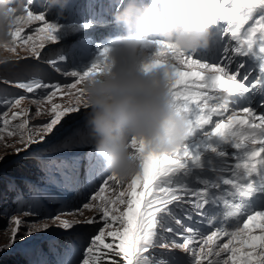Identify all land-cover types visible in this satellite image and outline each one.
I'll list each match as a JSON object with an SVG mask.
<instances>
[{
  "label": "rangeland",
  "instance_id": "obj_1",
  "mask_svg": "<svg viewBox=\"0 0 264 264\" xmlns=\"http://www.w3.org/2000/svg\"><path fill=\"white\" fill-rule=\"evenodd\" d=\"M256 1L260 6L264 3L229 0L225 15L249 8ZM27 6L23 0L11 8L15 12L0 9V64L7 59L14 61V65L0 69V254L24 259L26 264H116L115 258L119 264H264V217L255 215L244 237L240 233L235 237L202 235L214 230L207 223L213 215L215 218L217 203L227 210L239 203L233 201L228 206L222 200L237 193L235 184L241 179L230 175L240 169L241 151L237 149L232 158L225 159L222 149L229 152L234 138L240 139L242 132L235 131L230 141L217 138L214 148L205 146L215 142L213 135L200 139L211 133L219 117H209L220 108L212 101L210 111L203 110L197 118L194 104L179 105L178 92L173 91L174 97L170 92L180 81L191 80L192 74H187L193 64L187 59L201 63L192 72L207 74L215 67L180 52L179 42L174 40L175 47L169 49L160 43L150 48L151 53L140 51L145 65L157 64L159 70L150 72L143 60L121 65L125 53L116 50L107 56L104 67L110 68L112 56L119 62L110 72L95 75L100 81H76L78 77L72 75L77 65L73 44L80 38L76 34L82 35L86 29L80 26L86 27L84 22L58 23L83 29L66 28L58 33L47 15L41 18L34 12H18ZM48 12L52 14L51 8ZM45 23L47 30L42 27ZM228 29L233 32L231 24ZM43 42L52 44L43 47ZM64 50V59L72 62L62 68L53 63L57 52ZM125 52L130 53L128 61L139 55ZM165 55L173 62L164 61L161 57ZM27 60L30 65L42 67L38 64L42 61L54 69L45 73L25 65ZM177 61L184 67L179 69ZM174 71L181 78L175 80ZM58 77L70 82L56 90L61 87ZM155 78H160L157 85L152 83ZM104 80L115 88L124 85L129 92L144 95L121 102L124 98L105 113L95 111L93 108L107 97L98 88ZM88 86L89 93H83ZM111 86L106 85L105 90L111 91ZM183 96L190 97L187 91ZM182 113L186 114L184 119L197 118L200 126L209 120L203 129L209 133L197 134L200 126L194 123L195 141L174 143L177 131L183 128ZM169 114L176 118L170 119ZM233 115L227 111L224 117ZM253 145L250 149L256 151L258 146ZM115 147L122 150L115 157L118 163L110 171L105 169L101 178H94L98 184L90 189L83 171L91 156L101 157L106 149L112 152ZM23 160L29 162L23 167L26 174L18 172L20 166L13 167ZM228 178L234 183L227 182ZM246 180L255 186L253 179Z\"/></svg>",
  "mask_w": 264,
  "mask_h": 264
},
{
  "label": "bare ground",
  "instance_id": "obj_2",
  "mask_svg": "<svg viewBox=\"0 0 264 264\" xmlns=\"http://www.w3.org/2000/svg\"><path fill=\"white\" fill-rule=\"evenodd\" d=\"M254 23H256L257 24V26H255V28H258L259 30H260V32H258V33H256V36H258V34L260 33V35H259V37H256V40H258V39H264V23H261V22H258V21H256V22H254ZM42 27H44V30L46 29L47 30V27H48V24H44ZM79 26H75V25H72V26H63V25H57L56 26V32H61L62 33V31L64 30V29H66V28H69V29H76V30H80V28H78ZM99 29H98V28ZM96 28V30H92L91 32L92 33H94V34H96V33H98V32H100L101 30H102V28H103V26H97ZM81 28H83L84 29V27H81ZM83 29H81L80 31H82ZM85 30V29H84ZM49 31V30H48ZM39 32V31H38ZM51 32H53V33H55V31H51ZM39 34V33H38ZM252 34H253V30H252V32H251V36H252ZM37 38V37H36ZM140 42V41H139ZM44 43V42H43ZM52 43L51 42H47L46 44L44 43L43 44V47L46 45V46H50ZM141 44V43H140ZM148 43L147 42H145V43H142L141 45H140V47L142 48V49H144V48H146V47H148ZM132 47V44H129L125 49H124V51H128L129 50V48H131ZM41 48H42V46H41ZM40 48V49H41ZM259 48V50H260V52H261V54H262V56H264V49H262V47L261 46H259L258 47ZM40 49H38V50H40ZM148 49H150V47H148ZM169 49V48H168ZM45 53V52H44ZM139 53V55L140 56H143V53L142 52H138ZM94 54L93 53H90V54H88V55H86V57H85V60H86V63L87 64H85L84 66H81L79 63H77V65H76V67L74 68V73H72V75H74V76H77L78 78H77V80L76 81H78V80H84V81H95V80H97L98 81V79H97V77H95V75H98V74H102V73H104V72H107L106 71V69L107 68H103V67H99V66H97L96 64H98V63H100V61H103L105 58H104V56H97L96 58L94 57H92ZM128 55V57L127 58H130V53H128L127 54ZM136 55V54H135ZM153 57H156V55H152ZM92 57V58H91ZM143 58V57H142ZM160 58V57H159ZM164 61H169L170 63L171 62H173V61H170V60H168L167 58H169L167 55H165V56H163V57H161ZM175 58V57H174ZM174 58H172V59H174ZM95 61H97V62H95ZM132 61V60H131ZM127 62H128V60H127ZM39 63H41V64H43V68H45L46 70H47V68H48V65H47V63L45 64L44 62H42V61H40ZM177 64V66H178V68L179 69H181V68H183L184 67V63L181 65V63L182 62H179V61H177L176 62ZM190 62H188L187 64H189ZM162 66V65H161ZM154 68H156L157 70L159 69V65H152V66H147V68L146 69H148L149 71H152L153 72V70H154ZM49 69V68H48ZM202 69V68H201ZM219 71H221V68H216V69H209V72H213V73H216V72H219ZM71 75V77H73ZM190 77V79L191 80H188L187 79V81H183V82H179V84H178V86H177V88L176 89H174V91L175 92H178L177 91V89H179V88H185V87H187L189 84H190V82L191 81H198V80H202V79H200V78H198V76H195L194 74H192V75H189ZM173 77H174V79L176 80V78L177 79H179V78H181V74H179V76H177V74H176V72L174 71V73H173ZM158 78V77H157ZM160 79V78H159ZM159 79H154V80H152V81H154V82H152V83H154V84H159L156 80H159ZM171 79V78H170ZM112 80V79H111ZM118 80V79H117ZM75 81V82H76ZM116 81V80H115ZM114 81V82H115ZM178 81V80H177ZM210 81L211 82H215V83H220V82H222L220 79H217V78H212V79H210ZM74 82V83H75ZM100 83V82H99ZM73 84V83H72ZM72 84H70V85H72ZM102 84H103V86H102V88H104V90H105V87H106V85L107 86H111V84H110V82H106L105 80L104 81H102ZM126 84V83H125ZM91 85V84H90ZM99 84H98V88H99ZM116 86V85H115ZM147 86V85H146ZM165 86V85H164ZM164 86H163V88H164ZM63 86H61V87H57V89L56 90H58V89H60V88H62ZM65 87V86H64ZM90 86H88V87H85L84 89H83V93L85 92V93H89V90H90ZM109 88V87H108ZM96 89V88H95ZM55 90V91H56ZM97 91V90H96ZM139 91V90H138ZM94 92V91H93ZM107 92V97H105L103 100H102V103H103V106H105V105H109V104H111V103H113L112 101H113V99H115V97H116V100H115V102L117 103V102H119L120 100H122V99H124V98H131L130 96H127V97H124L123 95H121V94H116L114 97H111L109 94H108V92L109 91H106ZM191 93H192V95H193V97L191 98V99H189V100H185L184 101V103H187V104H194L196 107H198V106H205V105H208V104H210V101H207L204 97V94L203 93H201V92H198V91H196V90H191L190 91ZM142 95H144V92H139V93H136L135 95H134V98H138V97H140V96H142ZM208 97V96H207ZM183 98H179V99H177V102L178 101H181ZM173 103V102H172ZM214 103V102H213ZM176 106V105H175ZM183 106H185V105H183ZM107 108H109V107H106L105 109H107ZM104 109V110H105ZM186 109V108H185ZM94 111V110H93ZM208 111H210V110H208ZM190 113V112H189ZM206 113V112H205ZM179 114V113H178ZM214 115H218V116H221V113H213ZM192 117H196V114L195 113H192ZM208 118V117H207ZM227 123L229 124V125H238L239 124V117H236V120H233L232 119V117H229L228 118V120H227ZM208 124V122H206L205 123V125H207ZM197 126V125H196ZM173 127V126H172ZM171 127V128H172ZM198 127V126H197ZM241 127V126H240ZM196 129V128H195ZM173 133V132H172ZM239 137L237 136L236 138H234V143L232 144V149L228 152V154L226 155V158H229L231 155H232V153H233V151L235 150V148H236V146H237V144L239 145L241 142H242V140H240V139H238ZM253 146H255V145H253ZM219 155V154H218ZM255 155H256V151L255 150H253V149H250L247 153H245L243 156H242V158H241V160H242V164H246L247 162H249L252 158H254L255 157ZM222 157V156H221ZM218 158V157H217ZM223 158V157H222ZM225 158V159H226ZM236 161V160H235ZM234 162V161H233ZM232 162V163H233ZM238 162H240V161H238ZM237 163V162H236ZM239 164V163H238ZM213 165H214V163H213ZM212 165V166H213ZM235 165V164H234ZM215 168V167H214ZM231 168V167H230ZM238 168V167H237ZM212 169V168H211ZM239 169V168H238ZM237 169V170H238ZM236 170V171H237ZM240 170V169H239ZM238 170V171H239ZM231 171H232V169H231ZM235 172V171H234ZM250 175H251V173H247V174H240V176L242 177V178H249L250 177ZM255 176H260L261 178H263L264 179V167H262V168H260L259 169V171L257 172V173H255L254 174ZM252 179V178H251ZM249 181V180H248ZM234 183V182H233ZM236 185V184H235ZM222 188V187H221ZM233 188V187H232ZM235 189V188H234ZM236 192V191H235ZM218 193V192H217ZM220 193H221V191H220ZM218 195V194H217ZM233 196V195H232ZM219 197V196H218ZM213 198H214V196H213ZM217 198H215V200H216ZM223 201V203H224V200H222ZM219 202V201H218ZM230 201H228V203H229ZM235 202V201H234ZM222 204V203H221ZM232 204V203H231ZM239 204V203H238ZM235 206H236V202H235ZM226 207H227V205H226ZM231 208H232V206H231Z\"/></svg>",
  "mask_w": 264,
  "mask_h": 264
},
{
  "label": "trees",
  "instance_id": "obj_3",
  "mask_svg": "<svg viewBox=\"0 0 264 264\" xmlns=\"http://www.w3.org/2000/svg\"><path fill=\"white\" fill-rule=\"evenodd\" d=\"M26 163H29V162L26 161V160H23V161H21L19 163H16V165H13V167L14 166L15 167L20 166V169L18 170V172L20 171L19 173L26 174L25 173L26 171L23 168V167H25ZM0 189H1V186H0ZM13 260H16V261L13 262ZM115 260H116V264H119L120 260H118L116 258H115ZM6 263L7 264H13V263H15V264H26L24 259H20V261H19V259L17 257L9 256L8 254H2V255L0 254V264H6Z\"/></svg>",
  "mask_w": 264,
  "mask_h": 264
}]
</instances>
